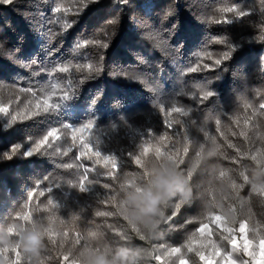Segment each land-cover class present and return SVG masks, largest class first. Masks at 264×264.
<instances>
[{"label":"trees","instance_id":"16d2710c","mask_svg":"<svg viewBox=\"0 0 264 264\" xmlns=\"http://www.w3.org/2000/svg\"><path fill=\"white\" fill-rule=\"evenodd\" d=\"M0 108V223L49 221L45 264H72L65 250L90 231H131L96 213L115 212V176L156 156L191 173L195 198L167 209L162 239H136L148 264L264 242V0H0Z\"/></svg>","mask_w":264,"mask_h":264},{"label":"clouds","instance_id":"9594fccd","mask_svg":"<svg viewBox=\"0 0 264 264\" xmlns=\"http://www.w3.org/2000/svg\"><path fill=\"white\" fill-rule=\"evenodd\" d=\"M139 167L141 171H124L114 177L115 187L107 203L114 205L115 212L96 213L123 217L131 231L113 229L116 239L104 242H100L103 233L90 231L81 237L82 244L76 241L65 250L72 264H148L149 250L136 239H162V226L171 219L167 209L174 201L191 204L194 200L191 173L171 157L156 156ZM253 181L264 184V169L254 172ZM218 191L226 192L227 188L220 185ZM204 206L212 214L217 205L205 201ZM51 233L52 224L46 219L30 218L19 211L12 213L5 223H0V264H19L21 256L29 264H45V259H50L45 254L55 244ZM60 243L63 248L64 237Z\"/></svg>","mask_w":264,"mask_h":264},{"label":"snow or ice","instance_id":"6c2138e0","mask_svg":"<svg viewBox=\"0 0 264 264\" xmlns=\"http://www.w3.org/2000/svg\"><path fill=\"white\" fill-rule=\"evenodd\" d=\"M3 2H4V3H11L12 0H3ZM56 10L59 11V9H56ZM229 11H231V9H229ZM242 15H243V12H241V16H242ZM224 58H225V59H228V58H229V55L226 53L225 56H224ZM216 63L219 64L220 61L218 60V61H216ZM190 70H191V71H196L195 68H192V69H190ZM206 95H207V96H211L212 93H211V92H208V93H206ZM65 99H67V97H65ZM52 107H53V108H55V107H59V105H53ZM36 109H37V111H40V110L48 111V110H49V108H48V106H47L46 104H44V105L38 104V105L36 106ZM174 110H175V111H180L179 108H176V109H174ZM3 111H4V109L0 108V112H3ZM66 127H68V128H72L74 132H76V131H80V129H77V128H75V126H72V125H66ZM48 136H51V137L55 138V137H56V132H55V131H51V132L48 133ZM47 139H48V137H45V138H44V141H42L41 143H45V142H47ZM15 150H16L15 148L12 149L13 152H14ZM28 155H31V153H28ZM96 155H99V153L97 152ZM8 158H11V157L9 156ZM245 179H246V178H245ZM104 187H107V185H104ZM81 190H84V189H83V186H81ZM98 214H99V215H103V213H98ZM214 219H215L216 221H219V220H220V217L217 216V217H215ZM206 227H207V225H205L204 227H202V228L200 229V231L203 232V231L205 230ZM239 231H240L241 233H243V232L245 231V225H244V224H241V225H240V229H239ZM229 243L232 245V248H231L230 251H226L223 255L220 254V252H219L218 249H216V250L214 251V256H219L218 264H236V262H235L234 260L231 259V255H232L233 252H236V251H238V250H242V251H244L245 253H248V250H249V244H248V242H247L246 240H242V241H241V248H240V249L237 248V246H236V242H235V239H230V240H229ZM172 251H174V252H176V253H179V252L181 251V249H180V248H175V249H173ZM188 251L191 252V251H193V249H192L191 247H189V248H188ZM259 251H260V254H261V255H264V242H262V245H261V248L259 249ZM16 255H17V257L19 258V255H20L19 252H17ZM196 255L199 256V258H200L201 261H204V264H213V260H212V259H209L207 256H205V254H204L203 251L197 250V251H196ZM249 255L251 256V258H252L253 260H255V259H256V255H257V249H253V250L249 253ZM67 259H68V258L65 256V257H64V260H67ZM156 259L159 260L160 258H159V257H156ZM180 264H187V261H185V260H181V261H180ZM240 264H249V262L246 261V260H240Z\"/></svg>","mask_w":264,"mask_h":264},{"label":"rangeland","instance_id":"374dc122","mask_svg":"<svg viewBox=\"0 0 264 264\" xmlns=\"http://www.w3.org/2000/svg\"><path fill=\"white\" fill-rule=\"evenodd\" d=\"M248 242V241H247ZM249 244V250L248 253H245L247 255H249V253L253 250V249H257V255H256V259L253 260L255 261V264H260L262 262V259L264 258V255L260 254L259 249L261 248V245L258 247L253 246L252 243L248 242ZM237 246V245H236ZM232 248V245L229 243V241H220V242H215L213 243V247L211 250V255H213V259L215 260L214 264H218L219 261V256H214V251L216 249L219 250L220 254L223 255L226 251H230ZM238 248V247H237ZM180 253V252H179ZM250 256V255H249ZM251 257V256H250ZM231 259L234 260L236 262V264H240V260H245V258H243L238 251L233 252L231 255ZM180 264V262L178 263Z\"/></svg>","mask_w":264,"mask_h":264}]
</instances>
